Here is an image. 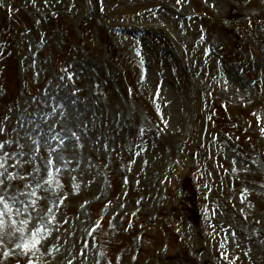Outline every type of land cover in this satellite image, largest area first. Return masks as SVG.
Masks as SVG:
<instances>
[{
  "label": "rangeland",
  "instance_id": "rangeland-1",
  "mask_svg": "<svg viewBox=\"0 0 264 264\" xmlns=\"http://www.w3.org/2000/svg\"><path fill=\"white\" fill-rule=\"evenodd\" d=\"M0 26V264H264V0H0Z\"/></svg>",
  "mask_w": 264,
  "mask_h": 264
},
{
  "label": "bare ground",
  "instance_id": "bare-ground-1",
  "mask_svg": "<svg viewBox=\"0 0 264 264\" xmlns=\"http://www.w3.org/2000/svg\"><path fill=\"white\" fill-rule=\"evenodd\" d=\"M160 4H162V7L164 6V4L163 3H161V2H159ZM153 8L154 7H151V6H149V7H147V9H146V15H143L144 17H146V16H148V17H151L152 16V14L155 12V11H153ZM164 10V9H163ZM162 10V11H163ZM173 11V12H172ZM171 12L170 11H166V12H168V14L169 15H173V16H175V19H183V18H189V19H191V18H193L194 16H193V14H187L186 16H182L184 13H182L181 11H179L178 9H176V8H173V10H172ZM176 12H178V13H176ZM141 13V12H140ZM144 13V12H143ZM239 14V12H234L233 11V16H235L236 14ZM241 14V13H240ZM137 23H141V22H137ZM150 23V22H149ZM141 26H149V25H147V24H140ZM116 28L118 29V30H123V31H130L131 30V28L129 27V26H126V25H122V24H120V25H116ZM230 29L232 30V26L230 27ZM181 31V30H180ZM180 33V32H179ZM135 37H138L137 35H135ZM141 37H143V36H141ZM144 37H146V36H144ZM214 53H216V51H214ZM77 218H79V219H86L85 218V216L84 215H81V214H79L78 215V217ZM76 222V226H75V228L72 230V239H73V242L75 243L76 241H77V239L79 238V237H81V235H82V232H83V227H82V225L81 224H79V222L78 221H75ZM73 224V223H72ZM82 227V228H81Z\"/></svg>",
  "mask_w": 264,
  "mask_h": 264
}]
</instances>
